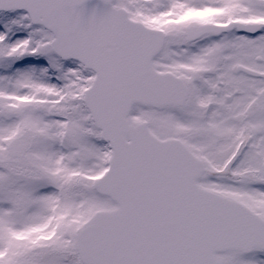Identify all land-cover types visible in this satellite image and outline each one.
<instances>
[{
    "label": "snow or ice",
    "instance_id": "1",
    "mask_svg": "<svg viewBox=\"0 0 264 264\" xmlns=\"http://www.w3.org/2000/svg\"><path fill=\"white\" fill-rule=\"evenodd\" d=\"M0 264H264V0H0Z\"/></svg>",
    "mask_w": 264,
    "mask_h": 264
}]
</instances>
